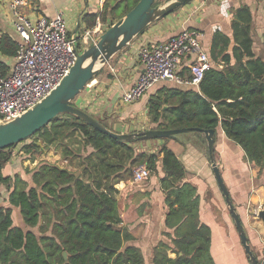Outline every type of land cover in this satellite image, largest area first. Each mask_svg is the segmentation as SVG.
Wrapping results in <instances>:
<instances>
[{"label": "trees", "instance_id": "1", "mask_svg": "<svg viewBox=\"0 0 264 264\" xmlns=\"http://www.w3.org/2000/svg\"><path fill=\"white\" fill-rule=\"evenodd\" d=\"M137 1L109 4L106 0L101 12L85 16L87 28L107 17L113 19L109 27ZM232 14V38L221 31L213 33L208 54L213 64L205 70L198 88L166 87L149 95L146 107L156 128L215 130L220 125L226 136L242 147L248 161L262 168L264 61L254 51L249 6L233 8ZM3 67L0 64V69ZM195 133L206 144L204 134ZM75 138L78 141L73 144ZM28 139L32 141L18 144L29 159L51 147L60 149L69 163L79 158L76 163L81 168L72 171L41 162L33 169V183L28 185L17 173L3 174L11 149L18 144L0 149V188L9 191L10 204L0 206V264H146L140 248L130 243L133 236L121 226L115 184L130 178L137 164H145L151 174L157 172L159 160L169 230L152 249L153 264H215L210 228L199 219L196 187L185 180L187 171L166 144L158 153L136 152L131 144L138 139L118 140L69 113L59 114ZM38 140L44 145H38ZM87 147L92 150L81 155ZM13 206L20 209L27 229L13 225ZM35 227L38 233L32 230Z\"/></svg>", "mask_w": 264, "mask_h": 264}, {"label": "crops", "instance_id": "2", "mask_svg": "<svg viewBox=\"0 0 264 264\" xmlns=\"http://www.w3.org/2000/svg\"><path fill=\"white\" fill-rule=\"evenodd\" d=\"M105 1L31 0L24 6L23 12L32 20L41 15L53 17L61 12L70 35L79 22L75 33L78 35L87 29L85 16L101 12ZM113 1L108 0L109 4ZM241 5H248L250 8L254 51L264 61V0H191L149 24L135 36L108 61L103 69L98 71L74 98L73 103L119 133L156 128V126H140L148 117L146 103L149 95L166 87L182 89L191 87L165 79L155 84L138 100L123 102L121 99L123 92L134 84L142 71L138 57L140 47L144 44L164 41L181 30L192 28L202 33L201 46L209 54L215 31H221L232 38V9ZM111 21L113 19L109 17L104 22L97 19L102 30H105ZM19 40L13 26L8 0H0V64L4 66V69H0L2 72L10 70ZM189 61V57L184 61V69L187 68ZM210 63L213 64L211 60ZM218 66L222 67L221 62ZM184 133L183 135L179 133L176 138L170 139L137 140L131 146L136 152L145 154L158 153L163 144L174 151L187 171L185 180L196 187L199 197V219L210 228V252L214 263L251 264L241 244L224 195L216 182L208 156L207 143L205 144L195 132ZM18 146L21 148L22 145L18 144L11 149L12 155L3 168V174L17 173L28 185L33 183L31 180L33 169L41 162L55 163L72 171L81 168L76 163L79 158L69 163L68 159L61 155L60 149L44 148L37 158L31 160L28 154H23L19 150ZM91 150L92 148L87 147L82 149L80 154L86 155ZM16 152L20 157H15ZM158 158L160 159L161 155H158ZM214 158L243 225L250 248L258 261L262 262L264 227L261 219L257 217V211L264 209V167L260 168L249 162L242 147L230 140L220 125L215 129ZM163 175L159 160L157 172L150 174L145 180L134 182L131 176L115 184L121 226L133 236L130 243L140 248L146 264H153L152 249L164 238L163 232L169 230L165 226L168 204L165 201V190L160 184ZM8 194V190L0 188V206H10ZM11 219L14 226L28 228L18 207H12ZM32 230L38 233V227ZM169 255L174 256L172 253Z\"/></svg>", "mask_w": 264, "mask_h": 264}, {"label": "built area", "instance_id": "3", "mask_svg": "<svg viewBox=\"0 0 264 264\" xmlns=\"http://www.w3.org/2000/svg\"><path fill=\"white\" fill-rule=\"evenodd\" d=\"M31 0H8L13 26L19 36L13 63L8 72L0 70V123L21 115L45 98L69 71L80 45H87L102 32L99 22L71 38L61 12L28 18L23 8ZM202 33L184 29L176 35L140 47L142 65L137 80L121 99L125 103L138 100L158 82L169 79L178 85L198 88L210 59L201 46ZM189 57L187 68L184 61ZM151 172L145 164H137L132 180L141 182ZM264 262V259L260 264Z\"/></svg>", "mask_w": 264, "mask_h": 264}, {"label": "water", "instance_id": "4", "mask_svg": "<svg viewBox=\"0 0 264 264\" xmlns=\"http://www.w3.org/2000/svg\"><path fill=\"white\" fill-rule=\"evenodd\" d=\"M155 1L138 0L124 16L103 30L82 51H79L74 45L76 59L59 84L32 108L10 121L0 123V149L8 148L30 138L61 113L75 115L102 133L124 141L134 138L138 140L176 138V135L182 132H201L206 139L208 156L216 182L224 195L243 249L251 264H260L250 248L243 225L215 162L214 129L189 126L171 129H142L119 133L108 128L101 121L73 103L74 98L89 84L100 70V67L106 64L126 44L130 43L135 36L141 33L149 24L172 13L178 7L191 0H169L165 4H158ZM78 24L74 32L71 33V38L75 37ZM36 143L42 146L41 141ZM257 217L261 219L264 227V209L257 211ZM63 255L66 257V252Z\"/></svg>", "mask_w": 264, "mask_h": 264}, {"label": "rangeland", "instance_id": "5", "mask_svg": "<svg viewBox=\"0 0 264 264\" xmlns=\"http://www.w3.org/2000/svg\"><path fill=\"white\" fill-rule=\"evenodd\" d=\"M169 0H157V3L158 4H161V3H163V4H165V3H167ZM103 31V30H102ZM92 42V41H91ZM90 42V43H91ZM88 45V44H87ZM87 45H80V46H78V50L79 51H82ZM108 63V62H107ZM107 63L106 64H104V65H102L101 67H100V70L101 69H103V67H105V65H107ZM147 116H148V114H147ZM150 119H149V116L147 117V120L146 119H144V124H142L143 122H141V124H140V126L141 125H143V126H146V127H149V126H151V127H153V126H156V124H154V123H152L151 121H149ZM194 131H190V133H193ZM180 134H185L184 132H182V133H180ZM33 140H35V139H33ZM26 141H32V140H29V139H27ZM25 141V142H26ZM77 138H75V140H74V143L73 144H75V143H77ZM19 145H21V144H19ZM19 147V150L23 153V154H28V153H24L25 151L24 150H22L21 148H20V146H18ZM22 147V146H21ZM53 147V146H52ZM52 151V150H51ZM53 152V151H52ZM40 155V154H39ZM20 157V154L18 153V152H16V154H15V157ZM14 157V156H13ZM12 157V158H13ZM73 162V161H72ZM152 263V262H151Z\"/></svg>", "mask_w": 264, "mask_h": 264}]
</instances>
